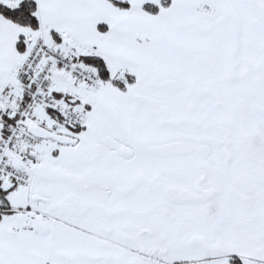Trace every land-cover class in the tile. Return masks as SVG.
I'll list each match as a JSON object with an SVG mask.
<instances>
[{
    "label": "snow or ice",
    "instance_id": "obj_1",
    "mask_svg": "<svg viewBox=\"0 0 264 264\" xmlns=\"http://www.w3.org/2000/svg\"><path fill=\"white\" fill-rule=\"evenodd\" d=\"M0 264H264V0H0Z\"/></svg>",
    "mask_w": 264,
    "mask_h": 264
}]
</instances>
